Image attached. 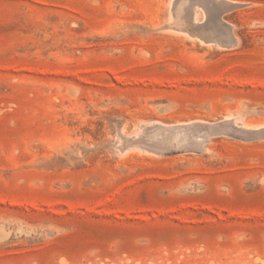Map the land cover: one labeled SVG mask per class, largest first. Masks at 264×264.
<instances>
[{"label": "rangeland", "instance_id": "1", "mask_svg": "<svg viewBox=\"0 0 264 264\" xmlns=\"http://www.w3.org/2000/svg\"><path fill=\"white\" fill-rule=\"evenodd\" d=\"M0 264H264V0H0Z\"/></svg>", "mask_w": 264, "mask_h": 264}]
</instances>
